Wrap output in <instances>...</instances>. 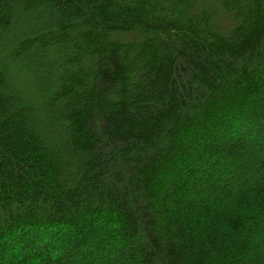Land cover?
<instances>
[{
    "label": "trees",
    "instance_id": "16d2710c",
    "mask_svg": "<svg viewBox=\"0 0 264 264\" xmlns=\"http://www.w3.org/2000/svg\"><path fill=\"white\" fill-rule=\"evenodd\" d=\"M0 264H264V0H0Z\"/></svg>",
    "mask_w": 264,
    "mask_h": 264
}]
</instances>
